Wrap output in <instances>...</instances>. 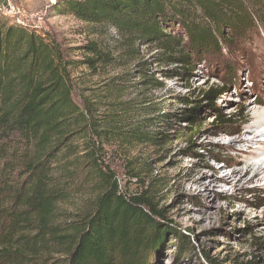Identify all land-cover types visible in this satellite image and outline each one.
<instances>
[{"label":"trees","instance_id":"trees-1","mask_svg":"<svg viewBox=\"0 0 264 264\" xmlns=\"http://www.w3.org/2000/svg\"><path fill=\"white\" fill-rule=\"evenodd\" d=\"M263 4L57 2L64 14L114 28L118 57L90 40L65 48L48 33L0 16V264H148V253L167 233L180 250L187 237L171 225L159 227L163 209L154 189L122 192L111 161L139 146L194 136L201 103L174 109L175 102L189 106L191 98L159 96L160 77L190 76L198 65L216 61L229 48L225 29L242 35L264 26L255 10ZM82 66L105 76L81 78L73 71ZM228 90L226 83L212 84L201 90L200 101L215 111L217 127L234 129L242 114L226 116L216 106ZM176 118L188 124L166 132ZM187 153L204 157L191 148ZM146 166L131 168V177L142 180Z\"/></svg>","mask_w":264,"mask_h":264},{"label":"rangeland","instance_id":"rangeland-1","mask_svg":"<svg viewBox=\"0 0 264 264\" xmlns=\"http://www.w3.org/2000/svg\"><path fill=\"white\" fill-rule=\"evenodd\" d=\"M58 1L12 0L21 9L20 21L24 25L52 35L65 48L90 40L119 56V35L114 28L92 26L64 14L56 8ZM255 10L264 20V4L256 6ZM224 32L229 48H223L216 61L198 65L190 76L160 77L165 86L156 91L159 96L173 102L177 96L191 98L189 106L175 102L174 109L192 107V102L196 101L201 103V124L194 136L190 140L172 137L160 147L139 146L129 155L114 156L111 161L121 191L135 194L154 189L155 201L163 209L159 227L171 225L187 237L179 250L174 235L165 234L162 243L148 253V264H239L249 260H253L252 264H264V185L259 178L250 179L251 172L242 176L243 181H236L248 165L263 160L264 155L252 159L251 152L255 150L260 155L264 145L259 148L239 143L235 147L229 145L231 139L249 136L245 130L254 110L264 109V26L257 23L242 35L228 29ZM141 50L148 54L145 48ZM71 52L81 58L78 51ZM73 72L81 78L105 76V73L91 75L84 66ZM222 83L230 86V90L217 99V108L226 116L238 113L243 116L241 125L238 123L234 129L217 127L215 111L209 109L206 101H200L201 90ZM187 124V120L176 118L164 130L171 132ZM188 148L204 157L187 153ZM142 164H147L142 180L131 177L130 169ZM232 170L236 171L232 183H225L223 176ZM153 177L156 187L151 189L149 182Z\"/></svg>","mask_w":264,"mask_h":264},{"label":"bare ground","instance_id":"bare-ground-1","mask_svg":"<svg viewBox=\"0 0 264 264\" xmlns=\"http://www.w3.org/2000/svg\"><path fill=\"white\" fill-rule=\"evenodd\" d=\"M251 105V104H249ZM245 134H248L249 136L245 138H240V139H231L229 141V145L235 147L237 146L236 143H239L240 145H245L246 147H250L251 145H256L258 148L261 145H264V109L258 108L255 109L252 115V121L249 123V125L246 127ZM252 156L251 158L254 160L259 159V157L264 155V151L258 155L257 151H252ZM251 172V177L250 179L253 178H259L264 185V158L261 162L258 164L253 165L250 164L248 165L247 169L245 172H243L236 181H243L244 178H242L243 175ZM236 171L232 170L225 176H223V180L225 183H232L231 180H233Z\"/></svg>","mask_w":264,"mask_h":264},{"label":"built area","instance_id":"built-area-1","mask_svg":"<svg viewBox=\"0 0 264 264\" xmlns=\"http://www.w3.org/2000/svg\"><path fill=\"white\" fill-rule=\"evenodd\" d=\"M20 7L12 2V0H0V16H5L11 21L19 22L21 15Z\"/></svg>","mask_w":264,"mask_h":264}]
</instances>
